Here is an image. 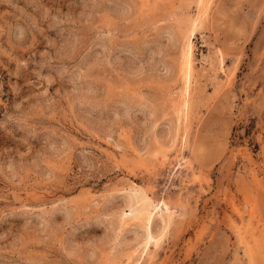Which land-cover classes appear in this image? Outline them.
I'll use <instances>...</instances> for the list:
<instances>
[{
	"label": "rangeland",
	"instance_id": "374dc122",
	"mask_svg": "<svg viewBox=\"0 0 264 264\" xmlns=\"http://www.w3.org/2000/svg\"><path fill=\"white\" fill-rule=\"evenodd\" d=\"M0 264H264V0H0Z\"/></svg>",
	"mask_w": 264,
	"mask_h": 264
},
{
	"label": "bare ground",
	"instance_id": "6f19581e",
	"mask_svg": "<svg viewBox=\"0 0 264 264\" xmlns=\"http://www.w3.org/2000/svg\"><path fill=\"white\" fill-rule=\"evenodd\" d=\"M186 64L184 66V74L186 72ZM190 66V65H189ZM189 75V73H188ZM187 80V79H186ZM178 162V161H177ZM178 164H180L178 162ZM128 203L131 209V215L133 219H136L142 222V230H143V242H151L152 244H157V242L161 239L165 230H167V226L170 223L171 217L169 212V206L166 201H159L155 203L152 199L149 198V194L143 190L141 187L136 185H131L130 190L127 196ZM160 209V212L163 214L162 223L156 228V232H153V215L157 212V209ZM142 242V240H140ZM142 242V243H143Z\"/></svg>",
	"mask_w": 264,
	"mask_h": 264
},
{
	"label": "built area",
	"instance_id": "2783aa9c",
	"mask_svg": "<svg viewBox=\"0 0 264 264\" xmlns=\"http://www.w3.org/2000/svg\"><path fill=\"white\" fill-rule=\"evenodd\" d=\"M168 186H169V184H168Z\"/></svg>",
	"mask_w": 264,
	"mask_h": 264
}]
</instances>
